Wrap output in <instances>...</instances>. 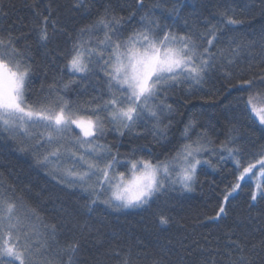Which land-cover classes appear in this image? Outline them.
<instances>
[{"label":"snow or ice","instance_id":"6c2138e0","mask_svg":"<svg viewBox=\"0 0 264 264\" xmlns=\"http://www.w3.org/2000/svg\"><path fill=\"white\" fill-rule=\"evenodd\" d=\"M134 5L136 10L142 9L144 0H134ZM31 7L37 20L28 33L16 35L11 28L0 29V134L19 137L20 150L31 152L52 180L84 193V207L89 212L98 205L117 212L142 209L169 191L192 192L205 167L215 171L229 161L233 181L222 191L218 208L207 221L223 220L234 194L250 182L254 187L249 208L264 201V145L248 151L234 125L223 130L224 138L219 139L220 134L200 124L195 115L179 122L183 128L175 142L171 135L177 109L168 103L169 93L186 85L187 94L192 95L212 74L219 73L227 82L226 95L247 93L235 101L264 138V59L254 67L250 63L248 75L244 70L234 71V66L241 52L254 42L245 43L231 35L218 47L225 32L232 30L229 26L240 25L242 20L225 9L218 11V23H208L203 30L189 27L187 20L180 29L156 15L159 5H154L130 28L136 12L118 14L109 2L74 35H67V47L58 49L61 71L66 70L70 78L53 79L32 98V44L20 47V42L33 40L37 47H46L51 40L50 26L53 34L64 29L53 19L50 5L41 9L40 3H34ZM76 7L90 11L88 0H77ZM171 12L179 17L180 9L173 7ZM0 15L7 16L3 3ZM79 87L89 98L70 100L66 93ZM220 94L219 90L213 92V99ZM110 132L119 138L150 133L160 150L149 149L145 155L143 149L134 148L121 154L107 140ZM246 157H250L247 163ZM157 219L161 227L170 224L163 212ZM59 229L22 191L18 193L14 185L0 178V264H79L80 240L61 243ZM234 237L235 232L227 233L224 245L229 249L230 264H252L244 254L245 242ZM108 255L117 264H167L164 255L137 253L134 258L131 250L124 253L119 248ZM208 255L215 254L208 250ZM212 264H216L214 259Z\"/></svg>","mask_w":264,"mask_h":264},{"label":"trees","instance_id":"16d2710c","mask_svg":"<svg viewBox=\"0 0 264 264\" xmlns=\"http://www.w3.org/2000/svg\"><path fill=\"white\" fill-rule=\"evenodd\" d=\"M109 2L117 8L118 14L127 16L129 12H136L130 28L136 26L140 16L154 5H159L155 9L156 15L166 17V23L180 29L184 28L187 20L189 27L195 25L203 30L208 23H218L221 19L218 11L227 9L229 14H234L243 23L229 26L232 30L225 32L218 47L224 46L231 35L245 43L254 42L253 47L241 52L234 71L244 70L250 75L249 64L254 67L264 59V4H261V0H144V8L139 10L135 8L134 0H88L90 11L77 8V0H0L7 11V16L0 15V29L11 28L16 35L28 33L37 20L31 7L34 3H40L41 9L50 5L53 19L64 29L53 34L50 26L51 40L46 47H37L33 40L20 42V47H24L25 43L32 44V98L41 94L42 86L46 90L53 79L61 76L65 80L70 78L66 70L61 71L63 61L58 49L67 47V35H74ZM173 7L180 9L179 17L171 12ZM95 79L91 78L93 83ZM226 87L227 82L220 78L219 73H214L192 95L187 94L186 85L169 93L168 103L177 109L172 117L176 122L171 134L174 142L183 128L179 122H186L195 115L200 124L220 134L219 139L224 138L223 130L234 125L241 143L248 146V151L255 152L264 145V138L252 126L242 105H237L235 101L236 97L246 96L247 93L232 92L226 95ZM217 90L221 94L213 99L212 93ZM87 91L91 93L92 88L88 87ZM66 95L75 102L89 98L84 94L83 87L74 88ZM107 140L116 146L113 151L118 150L121 154L134 148L143 149L145 155L149 149L153 152L160 150L150 133L139 138L132 135L119 138L110 132ZM249 141L254 144H249ZM22 146L20 138L11 139L6 134H0V178L14 185L18 193L22 191L50 221L60 225L61 243L74 238L80 240L79 264H117L108 255L110 250L116 248L124 253L131 250L134 258L137 253L164 255L167 264H205V261L212 264L213 259L216 264H230L229 249L224 246L226 234L230 231L235 232L234 238L245 242L244 254L252 264H264V246H261V241H264V201H258L255 207L249 208V193L253 187L251 182L234 194L228 204V215L223 220L210 223L206 219L215 214L222 191L233 181L230 161L221 163L215 171L205 167L192 192H181L179 189L169 191L155 199L151 206L142 209L117 212L98 205L89 212L84 207L87 202L84 193L57 184L46 174V169L36 164L31 152L20 150ZM248 159L250 157H246L245 163ZM161 212L170 217V224L165 227L158 224L157 216ZM208 250L215 255L209 256Z\"/></svg>","mask_w":264,"mask_h":264},{"label":"rangeland","instance_id":"374dc122","mask_svg":"<svg viewBox=\"0 0 264 264\" xmlns=\"http://www.w3.org/2000/svg\"><path fill=\"white\" fill-rule=\"evenodd\" d=\"M17 138H19V137H17ZM253 184V183H252ZM253 187H254V184H253Z\"/></svg>","mask_w":264,"mask_h":264}]
</instances>
